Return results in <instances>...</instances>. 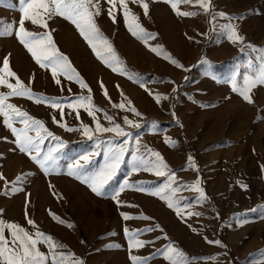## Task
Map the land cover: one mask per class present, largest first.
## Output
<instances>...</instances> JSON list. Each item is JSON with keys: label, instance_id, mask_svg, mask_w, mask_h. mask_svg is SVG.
<instances>
[{"label": "rangeland", "instance_id": "rangeland-1", "mask_svg": "<svg viewBox=\"0 0 264 264\" xmlns=\"http://www.w3.org/2000/svg\"><path fill=\"white\" fill-rule=\"evenodd\" d=\"M98 3L101 11L93 19L119 58L115 70L96 56L66 18L45 16L47 28L29 20L24 23L27 31L50 33L55 47L88 85L81 88L75 79L67 80L62 74H58L61 82L57 84L51 68H41L35 62L15 35L22 16L20 0H0V68L8 58L10 69L32 92V98L10 97L5 103L41 120L65 144L54 153L59 166L46 174L19 151L0 116V173L5 178L0 180V220L19 224L34 234L36 229L27 224V214L41 232L65 245L55 251L71 254L69 264L76 259L85 264H133L131 256L147 260V264H170L164 256L169 244L184 254L188 264H264V85L252 90L254 103L250 104L232 91L231 84L232 75L239 72L237 86L243 87L244 75L250 74L245 65L251 61L254 71L261 63L262 54L248 46L264 49V0H211L210 13L198 5L178 4L179 11H196L198 15L193 17L178 16L166 0H143L149 4L145 15L140 0H126L129 22L136 16L133 23L154 34L155 38L146 42L129 31L118 0L113 9L115 20L109 16L112 5L108 0ZM219 12L225 16L219 17ZM228 25L244 37L242 43L229 41ZM98 47L102 55L109 54L102 44ZM166 56L184 68L174 66ZM5 79L15 84V77ZM10 91L0 85V93ZM157 95L167 99L157 103ZM89 96L91 101L69 107L78 98ZM53 103L59 107H52ZM121 103L123 109L118 107ZM131 107L140 116L132 113ZM94 109H98L94 115L102 127L119 124L129 135L95 132L96 121L88 114ZM125 116L139 127L125 124ZM9 119L17 130L24 127L15 113H10ZM60 123L71 128L87 125L93 138L88 139L82 130L65 131ZM29 135L35 136V132ZM166 140L174 142L173 146ZM56 145L46 137L41 147L46 153ZM120 145L127 150L105 186L104 196L97 197L86 184L67 174L70 163L90 152L97 154L85 166L87 172L98 171L105 164L108 147ZM147 149L161 154L168 166L165 176L145 171L139 160L138 170H134V152L139 158L155 161ZM169 172L175 176L172 187L179 191L174 195L165 191L164 195L178 201L179 215L165 200L151 194L169 183ZM197 182L206 200L194 190ZM13 186L15 191L5 192ZM141 186L148 191H140ZM116 193L119 196L113 199ZM49 210L65 224L54 220ZM188 212L201 215L189 216ZM121 213L132 218L125 221ZM142 214L152 219H141ZM69 223L74 227H66ZM157 224L163 232L145 231ZM133 232L137 233L135 239L143 241L142 247H130ZM5 236L11 239L8 229ZM215 240L221 244L208 243ZM37 247L49 255L50 264L48 245Z\"/></svg>", "mask_w": 264, "mask_h": 264}, {"label": "snow or ice", "instance_id": "snow-or-ice-1", "mask_svg": "<svg viewBox=\"0 0 264 264\" xmlns=\"http://www.w3.org/2000/svg\"><path fill=\"white\" fill-rule=\"evenodd\" d=\"M118 2L119 5L124 9V20L129 28V31L132 32L134 36L144 39L145 42L147 39H154V34L146 33L138 22L133 23L138 19L136 16H132L133 22H129L130 12L127 8L126 0H118ZM133 2H136V0H133ZM166 2L169 3L173 11L181 17H193L198 15L196 11H179L178 4L181 3L193 4L194 6L198 5L205 13H210L212 7L211 0H166ZM108 3L112 5V8L109 9V16L115 20L113 9L116 7L117 0H108ZM140 3L144 10V14L147 15L149 11V4L143 3V0H140ZM20 11L22 16L19 21V29L18 31H15L17 39L27 49L35 62L41 68H51L52 76L57 84H60L61 82L57 76L58 74H62L67 80L71 81L75 79V81L80 84L81 88H88V85L83 81L82 78H80L76 69L72 66L69 58L66 55L60 53L55 47L50 33L41 35L27 31L24 27L26 20H29L33 25H39L42 28H47L48 25L47 21L45 20V16L48 18H51L52 15L62 16L75 25L80 35L89 44L96 56L107 66L113 67L115 70L114 65L120 62L111 44L108 43L106 38L101 36L98 26L94 22L93 17L98 16L101 11L98 0H95V2L94 0H20ZM218 15L219 17L223 18L225 13L219 12ZM5 31H7V29ZM227 32L229 41L233 43H242L244 41V37L237 32L235 26L228 25ZM189 39H191V37H189ZM98 44H102L107 49V52L109 53L107 56L102 55ZM248 47L251 48L252 51L260 52L262 54L261 63L254 71L251 61L245 65L250 74L244 75L243 87L238 88L237 86V77L239 76V72H236L232 75L231 84L232 91L238 92L244 101L251 104L254 103V100L251 96L252 90L258 85H264V49H257L253 45H249ZM151 50L154 52L157 51L156 48H152ZM165 58L168 59L174 66L181 69L184 68L183 64L179 63V61L173 59L171 56H166ZM205 62L206 61H202V63ZM0 73H3V75H0V85L6 86L11 90L7 94L0 93V116L4 117L3 123L5 127L11 130L12 135L15 137L14 143L17 145L21 153L28 155L29 158L40 168H42L46 174L49 173V170L54 171L59 166L58 157L54 155V153H57L59 149L65 146L64 142L59 136H55L51 131H49L41 120L29 116L27 113L19 110L11 103H5V101L10 97L32 98V92L22 83L16 73L10 69V62L8 58H4L2 60V68H0ZM5 76L15 77V84L9 83L5 79ZM101 86L103 87V85ZM173 91H175V89H173ZM105 95L107 96L106 90ZM155 99L156 102L159 103L161 99H167V97H161L157 95ZM85 100L91 101V97H80L77 99L75 104H70L69 107H75L77 104H82ZM131 103L132 102L129 100L128 104L131 105ZM52 107H59V104L53 103ZM118 107L123 109L125 105L121 103ZM130 110L136 116H140V113L135 107H131ZM94 111H98V109L89 110L88 114L92 116L94 121H96ZM10 113H15L16 116L21 118L19 123L24 125L23 128L17 130L16 127H13L12 122L9 119ZM77 118L79 117L77 116ZM107 119L110 122L112 121V117L110 116H108ZM53 121L56 122L55 117H53ZM124 122L125 124L139 127L138 124L134 125L133 121L128 120L127 116L124 117ZM59 126L68 132L82 130V134L88 137V139L91 140L93 138V130H91L87 125L81 124L80 128H71L66 124L60 123ZM30 132H35V136L29 135ZM95 132H114L117 134V136L125 138L129 135L120 127L119 124L111 127H102L98 121H96ZM42 133L44 135H42ZM46 137H51L57 142V145L55 148H49L48 151L44 153L41 146L44 144ZM165 142L170 143V146H173L174 143L167 140ZM126 143L127 140L125 139V144ZM109 144H111V141H109ZM99 147L100 143H97V148ZM126 150L127 149L124 145H120L118 147H108L104 153L105 164L95 172H87L85 166L90 163V159L97 153L90 152L88 154L82 155L79 159L67 166V174L77 180H80L81 183L86 184L91 192L97 197H102L105 195V186L113 179L121 163L123 162ZM146 151L148 152L149 156H154L156 158L155 161L139 158L134 152V170H138L136 162L139 160V163L144 165L145 171H152L156 176H165V170H167L168 166L165 164L161 154L159 152H153L151 149H147ZM188 160L192 161V157L189 156ZM22 175L16 178L17 183H19V181L22 179ZM4 179L5 178L3 174L0 173V180ZM167 179L169 180L168 184H166L163 188L157 189L151 194L157 195L162 200H165L167 206L169 208H175L177 214L179 215L180 211L178 201L173 200L171 195H164L165 191H168L173 195L179 191L178 188L172 187V184L175 182L174 174L169 172ZM198 184L199 182H197V186H195L194 190L199 193V196L202 200H206V193L201 187L198 186ZM49 187L54 188L53 185H50ZM243 187L246 189L247 186L244 185ZM9 190L15 191L16 188L15 186H13L11 189L7 187L5 188V192H8ZM123 190L124 188L122 187L121 191ZM139 190L148 191V189L142 186ZM118 196L119 193H116V195L112 198L116 199ZM120 203L121 202L117 199V204L119 205ZM50 215L58 223L65 224V221L61 220L54 213H51V211ZM121 215L125 221L132 218L126 213H121ZM188 215H195L199 217L201 214L199 212H188ZM140 218L144 220L152 219L151 217L143 214ZM26 220L28 225L36 229L34 234L25 230V228L21 227L19 224L6 223L5 221L0 220V264H48L49 255H46L44 252H42L37 247L38 244L48 245L51 257L50 264H69V256H71V254H69V256H65L63 253H57L55 251L57 248H64L65 245L55 243L52 236L45 235L43 232H41L35 225V221L27 218V214ZM66 227L73 228L74 225L69 223L66 225ZM5 229L10 231L11 239L6 238ZM157 229L163 232V229L160 228L158 224L145 229V231H154ZM124 231L126 235L129 234V229L125 228ZM193 231H195V229H193ZM136 235L137 233L133 232L129 236L130 247L139 248L143 246V241L135 239ZM165 239H167L166 236ZM208 243L220 245L221 241H208ZM109 247H112V245H109ZM173 253H175L176 257L179 258L174 257L172 255ZM164 256L165 259L170 261V264H188L187 259L184 258V254L175 249L171 244L167 246ZM130 259L133 261V264H147V260H141L136 256H131ZM72 264H85V262L83 260L76 259L72 261Z\"/></svg>", "mask_w": 264, "mask_h": 264}]
</instances>
